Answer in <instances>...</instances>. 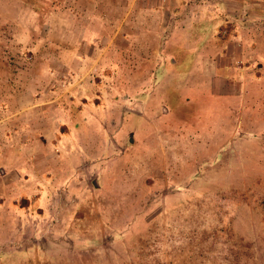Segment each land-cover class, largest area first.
Segmentation results:
<instances>
[{
  "label": "rangeland",
  "instance_id": "374dc122",
  "mask_svg": "<svg viewBox=\"0 0 264 264\" xmlns=\"http://www.w3.org/2000/svg\"><path fill=\"white\" fill-rule=\"evenodd\" d=\"M97 8L0 0V264H264V0Z\"/></svg>",
  "mask_w": 264,
  "mask_h": 264
},
{
  "label": "crops",
  "instance_id": "0c3cea01",
  "mask_svg": "<svg viewBox=\"0 0 264 264\" xmlns=\"http://www.w3.org/2000/svg\"><path fill=\"white\" fill-rule=\"evenodd\" d=\"M97 5V13L102 14L108 13L109 17L114 19L117 16H112L119 13L121 18H128L130 15L132 16L134 13H139L142 8L147 9L149 12H156L157 16L166 15L167 18H176L178 16L177 11H168V6L172 5L175 8H179L182 6L184 0H89ZM187 2V1H186ZM102 9V10H101ZM108 11V12H107ZM122 15H121V13ZM111 13V14H110ZM169 15V16H168ZM118 18V17H117ZM124 19V20H125Z\"/></svg>",
  "mask_w": 264,
  "mask_h": 264
}]
</instances>
